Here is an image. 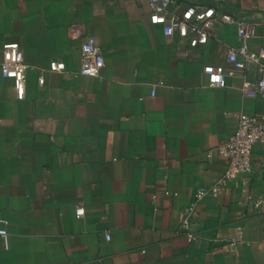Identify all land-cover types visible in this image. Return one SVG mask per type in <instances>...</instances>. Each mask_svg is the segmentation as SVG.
Segmentation results:
<instances>
[{
  "label": "crops",
  "instance_id": "obj_1",
  "mask_svg": "<svg viewBox=\"0 0 264 264\" xmlns=\"http://www.w3.org/2000/svg\"><path fill=\"white\" fill-rule=\"evenodd\" d=\"M192 4L255 22L249 49L264 48V0H172L167 16ZM151 12L148 0H0V63L15 43L28 66L23 100L0 77V264H264L262 143L246 185L216 187L229 164L216 148L240 114L264 120V98L241 89L257 69L209 87L205 66L228 67L243 45L237 26L191 47ZM89 37L98 77L78 75ZM201 188L188 242L176 231Z\"/></svg>",
  "mask_w": 264,
  "mask_h": 264
},
{
  "label": "built area",
  "instance_id": "obj_2",
  "mask_svg": "<svg viewBox=\"0 0 264 264\" xmlns=\"http://www.w3.org/2000/svg\"><path fill=\"white\" fill-rule=\"evenodd\" d=\"M171 1L148 0L152 8L151 22L163 24L166 36L178 33L181 39L189 38L191 47L204 45L210 39L215 38L218 27L227 24L237 26L238 37L243 45L237 49L232 48L228 52L226 57L228 67L224 65L219 67L205 66L204 73L208 76V86L225 87L227 86L226 78L228 75L233 73L245 75V72L254 66L258 75L256 81L252 83L244 78L241 89L244 97L264 98V48L257 52L249 49L250 40L256 36L257 24L253 21L236 18L212 6L195 4L188 6L182 15L172 14L168 17V6ZM2 55L0 77L12 79L17 99L23 100L26 95V71L28 68L24 61L23 50L18 44H6L2 48ZM104 66L105 59L101 48L92 37L87 38L82 45L81 67L78 75L98 77ZM64 68V63L60 61H54L50 65L51 71L54 72H62ZM43 83L44 80L41 79L40 84ZM258 143H262L264 150V120L259 119L256 115L243 112L239 116V123L235 132L216 148L217 154L229 161L227 170L217 182L216 187L230 182L237 186H244L248 183L254 172L253 150ZM207 193L208 190L205 188H201L195 193L193 203L185 209L184 216L178 225L176 234L184 236L188 242H194L198 239L193 231L194 219L198 207ZM84 214V207H78L76 215L82 217ZM6 226L7 221L0 218V236L3 239L8 237Z\"/></svg>",
  "mask_w": 264,
  "mask_h": 264
},
{
  "label": "snow or ice",
  "instance_id": "obj_3",
  "mask_svg": "<svg viewBox=\"0 0 264 264\" xmlns=\"http://www.w3.org/2000/svg\"><path fill=\"white\" fill-rule=\"evenodd\" d=\"M218 79V77H216Z\"/></svg>",
  "mask_w": 264,
  "mask_h": 264
}]
</instances>
